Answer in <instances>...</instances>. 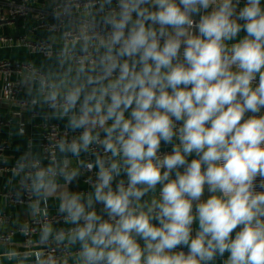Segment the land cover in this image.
Returning a JSON list of instances; mask_svg holds the SVG:
<instances>
[{"label": "clouds", "instance_id": "9594fccd", "mask_svg": "<svg viewBox=\"0 0 264 264\" xmlns=\"http://www.w3.org/2000/svg\"><path fill=\"white\" fill-rule=\"evenodd\" d=\"M84 13L39 81L77 133L26 173L32 216L54 198L70 225L45 222L39 244L76 248V264H264V0H88ZM6 256L61 264L39 248Z\"/></svg>", "mask_w": 264, "mask_h": 264}, {"label": "crops", "instance_id": "0c3cea01", "mask_svg": "<svg viewBox=\"0 0 264 264\" xmlns=\"http://www.w3.org/2000/svg\"><path fill=\"white\" fill-rule=\"evenodd\" d=\"M59 1L61 0H38L35 7L39 8L42 6L46 10H51ZM35 14V12L32 13L28 19H18L9 26L0 27V35L12 37L11 42L0 44V63L10 61L26 64L41 71L43 74H47L50 70L58 68L57 56L53 54L50 57H45L39 52H30L26 46L17 40V37L27 36L28 31H31L30 36L33 40L50 38L53 50L55 52L59 50L62 43L60 38L43 28H36ZM80 14L75 12L69 18H65L62 23V30L76 28L79 24L78 15ZM17 79L21 83V91H19L17 98L29 100L32 103L29 106H20L17 103H9L0 95V118L4 121V124L0 125V142L3 140L8 141V145L4 151V158L8 164L39 159L43 166H47L48 164L42 160L40 148V135L43 125L46 122H53L67 130L65 127L66 121L57 118L54 110L40 100V79L28 77L25 74L10 73L5 75L0 73V93L5 80L14 81ZM20 122H24L25 124V133L19 132ZM20 176L21 172L0 171V211L5 212L12 223V227L33 217L29 205L9 206L4 196V193L15 185ZM73 187L76 190H89L87 185H84L82 181L79 185H73ZM57 208L58 202L54 198L49 199L47 209L49 211H57ZM68 226L63 223L57 225L55 229L66 228ZM39 240L40 233L34 236L29 247L25 248L21 234L14 231L9 242L0 243V264H32V257H29L27 260L9 259L6 253L10 251L20 253L24 250H36L42 246L39 244ZM69 250L72 252L69 263H74L76 262L75 252L77 249L69 248Z\"/></svg>", "mask_w": 264, "mask_h": 264}, {"label": "built area", "instance_id": "2783aa9c", "mask_svg": "<svg viewBox=\"0 0 264 264\" xmlns=\"http://www.w3.org/2000/svg\"><path fill=\"white\" fill-rule=\"evenodd\" d=\"M38 0H0V27H5L13 24L18 19H28L32 13L35 14V27L43 28L54 36L61 38L62 35H65L69 32L75 33L86 20L84 13V6L87 4L88 0H73V7L70 15H63L62 10L65 5L68 3V0H61L57 2L51 10H46L44 7H35V4ZM82 14L78 15V26L69 30H62V23L65 18H69L74 13ZM31 31H28L27 36L17 37V40L24 46H26L30 52H39L45 57H50L53 54L57 56L58 51H54L52 48V41L50 38L33 40ZM12 37L6 35H0V44L11 42ZM61 40V39H60ZM0 73L8 75L10 73H16L18 75L25 74L28 77L40 79L44 75L41 71L34 69L33 67L26 64H19L10 61H4L0 63ZM21 91V83L19 79L10 81L5 80L1 88V97L4 100H7L9 103H17L20 106H29L32 102L25 99H18L17 95ZM49 107V106H48ZM7 123V122H6ZM4 124V121L0 118V125ZM19 132L25 133V124L20 122ZM73 133L69 130L61 128L58 124L53 122H46L43 125L42 132L40 135V148L42 160L48 164L49 158L52 153V144L50 141L59 139L60 137L67 136L71 138ZM8 145L7 140L0 142V171L9 170L15 172H21V176L16 181L15 185L4 193L7 203L9 206H22L29 205L35 196L26 190V185L30 184L31 181L26 178V173L30 171V165L34 160L22 161L28 167L24 171H20L16 165L20 162L13 164H8L4 158V151ZM169 150V149H164ZM51 223L54 228L64 223V217L61 216L58 211H49L47 209V217L42 216H33L30 219L22 222L21 224L12 227L8 216L5 212L0 211V243L9 242L13 232H18L22 236L23 245L25 248L29 247L32 239L38 233L42 225L45 223ZM27 225V233L24 232V227ZM70 227V225L68 226ZM39 249L48 254L55 255L61 262V264H76L69 263V258L72 252L69 248L65 249L63 246H57L53 240H49L47 245H42ZM37 250V249H36ZM35 250H24L20 254L29 253ZM34 261V258H32ZM33 264V263H32Z\"/></svg>", "mask_w": 264, "mask_h": 264}]
</instances>
